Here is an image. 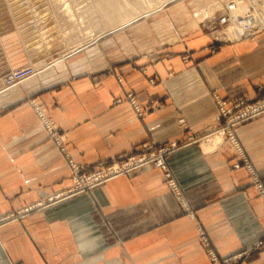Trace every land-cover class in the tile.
Here are the masks:
<instances>
[{"label": "crops", "instance_id": "obj_1", "mask_svg": "<svg viewBox=\"0 0 264 264\" xmlns=\"http://www.w3.org/2000/svg\"><path fill=\"white\" fill-rule=\"evenodd\" d=\"M13 41L6 63H30L33 52ZM175 46L79 73L66 57L58 68V57L44 58L31 78L0 87V215L69 188L71 164L86 172L144 143L181 145L166 162L183 192L178 204L152 166L114 176L0 222V264H218L199 226L219 257L264 264V200L246 168L233 166L236 147L226 135L209 150L201 144L212 136L187 141L222 123L216 100L264 96V30L221 42L192 30ZM233 132L264 188V113Z\"/></svg>", "mask_w": 264, "mask_h": 264}, {"label": "rangeland", "instance_id": "obj_2", "mask_svg": "<svg viewBox=\"0 0 264 264\" xmlns=\"http://www.w3.org/2000/svg\"><path fill=\"white\" fill-rule=\"evenodd\" d=\"M153 1L154 0H152L149 4L150 6H148L146 1L140 0H0V87H3L4 84L8 85V79L12 72H16V70L23 67L30 68L34 66L36 68V66L42 64L44 58L47 60L65 56L68 66L76 62L80 67L77 73H79L80 70H84L85 72V70H94L100 67L105 68L111 64L121 63L145 55L151 58H157L165 47L173 46L184 40V38L191 34L192 30L207 34L208 37L221 42L228 39L224 38V33L227 27H232V22H236L237 25L233 26L237 27L238 25H242L240 24L241 21L244 22L247 19L251 21V19H253L252 15L255 17L253 19L254 22L256 19H260L264 16V0H245L248 3V12L245 14L243 13L244 15L239 14V12L238 14L236 13L238 22L233 21L232 12H224V8L226 5H232V3L234 5L236 1L240 2L243 0ZM160 3L162 4L160 5ZM215 3H218V5L212 10L214 7L213 4ZM159 5L160 7H158ZM63 6H65V9ZM114 6H117V12L114 11ZM203 7L204 9L211 8L212 12H209V14H206V12L202 14V12L199 11L204 10ZM252 10L255 11L252 12ZM92 12L95 16H87ZM124 12H129V16H131L130 21L125 24L123 23L129 16H125L123 14ZM257 14L259 16H257ZM221 19H224V21H221ZM110 21H113L112 23H115V25L112 27L108 26ZM256 21L261 24L259 20ZM260 30L263 29H258L255 32ZM214 32L217 35H212ZM255 32H252V35L242 36L241 38L234 37L232 39L253 38ZM11 36L13 39H19L23 49L30 50L29 54L33 52L32 55H34V57L30 63L18 66H12L6 63L7 56H9L10 52L13 50L9 48V45H14ZM174 36L175 39L170 40ZM42 37H46L47 44L41 43L44 41ZM74 47L76 48L72 49ZM45 50L46 53H43ZM39 58H41V61H38ZM70 68L73 73V66H70ZM128 95L132 94L129 93L126 97H128ZM235 102L231 104L227 103V105L234 106L233 104ZM220 118L222 123L214 129V132L202 134L198 136V138L204 139L207 136L210 137L215 135H220L221 138H223L222 126L225 124L226 117L224 118L222 116ZM143 146L144 145L141 144L134 152L135 156H139L142 153ZM180 146L181 145L177 144L176 146H170L169 144L157 146L161 148L166 147L167 149L173 148L164 155V162L169 171L170 169L167 167L166 156ZM235 149L241 161L235 164H238V167L243 166V158H245L254 172L252 165L248 162L242 150L240 148ZM105 163L104 165H107ZM143 168L144 167L137 170L140 171ZM163 170L161 171L163 177H165L166 172ZM248 173L250 174V172ZM172 177L176 180L171 172V178ZM250 177L252 178V176ZM257 179L259 180V178ZM168 190L178 204H180L179 199L171 192L169 187ZM61 191L55 193H62ZM55 193L40 197L37 200L24 204L21 208L0 215V222H4L11 218L25 217L32 212L44 209L68 197H61L58 198L56 202L43 205L40 208H35L37 202H49L48 197H51L53 194L55 197ZM75 194L78 193H74V195ZM71 196H73V194H71ZM22 208L23 211L17 216V211ZM182 210L188 215H192L190 209L182 208ZM198 231V238L202 245L205 246L206 254L211 262L218 264H235L241 257L240 252L226 257H219L212 248L211 242L201 226H199Z\"/></svg>", "mask_w": 264, "mask_h": 264}, {"label": "built area", "instance_id": "obj_3", "mask_svg": "<svg viewBox=\"0 0 264 264\" xmlns=\"http://www.w3.org/2000/svg\"><path fill=\"white\" fill-rule=\"evenodd\" d=\"M248 30V25L244 27ZM247 30L246 34L247 35ZM250 35V32L248 33ZM31 73V68L25 67L22 69L16 70V72H12L9 76L8 83L11 82L16 83L28 76ZM128 100L132 103L134 108L138 110V106L133 102V96L128 95ZM216 104L219 110L220 117L225 118V124L222 126V133L227 137L228 141H230L236 148H240L237 144V140L233 133V127L236 124H240L242 122L248 121L258 115L264 113V96L255 101H237L234 105V110L226 109L224 101L216 100ZM36 112L41 122L48 130L50 136L60 145V135L56 132V129L48 122V119L43 115L42 111L36 107ZM214 132V131H213ZM198 137L194 138L188 137L187 141H196ZM144 148L142 149V153L139 156H135V153L121 155L110 163H105L107 165L100 164L97 165L94 169H90L89 171H81L82 168L79 166H75L71 164V185L62 193L54 194L51 197H48L49 202H37L35 208H40L43 205H47L53 202H56L58 198L71 196V194L82 192L88 188L94 187L108 180L110 177H114L119 174H127L134 173L138 171L142 167L152 166L154 168H159L165 171L164 180L171 192L175 194V196L182 200V190L179 188L177 181L172 177L171 172L166 168V164L164 162V155L167 151L172 149H167L166 147L161 148L154 146L153 144L144 143ZM170 146H176L175 143L169 144ZM62 149V148H61ZM121 158V159H120ZM244 167L250 172L253 181L255 182L256 188L260 194V196L264 199V188L259 180L255 177V172L252 171L251 166L248 165L247 160L243 158ZM234 167H238V164L233 165ZM138 169V170H137ZM23 211V208L17 211L16 215ZM11 217V216H9ZM202 236V235H201ZM203 237V236H202Z\"/></svg>", "mask_w": 264, "mask_h": 264}, {"label": "bare ground", "instance_id": "obj_4", "mask_svg": "<svg viewBox=\"0 0 264 264\" xmlns=\"http://www.w3.org/2000/svg\"><path fill=\"white\" fill-rule=\"evenodd\" d=\"M140 1H146V3L148 4V6H150L149 4L151 3V1L152 0H140ZM154 1H156V0H154ZM153 1V2H154ZM253 1V0H252ZM164 2V1H163ZM16 3V2H15ZM18 3H19V1H18ZM156 3V2H155ZM253 3V2H252ZM147 4H145V5H147ZM162 3H160V5H161ZM248 3L245 1V0H243V1H240V2H238V1H236L235 3H234V5H233V3H232V5H226V7L224 8V12H232V20L233 21H237L238 22V19H237V14H238V12H239V14H245L246 12H248V5H247ZM254 4V3H253ZM160 5L158 6V7H160ZM214 5V7L212 8V10L218 5V3H215V4H213ZM255 5V4H254ZM14 6H15V4H14ZM28 6V5H27ZM33 6V5H32ZM36 6V5H35ZM258 6V5H257ZM65 6H63V8H64ZM157 7V8H158ZM156 8V7H155ZM65 9V8H64ZM64 9H60V10H64ZM148 9V8H147ZM202 9V8H201ZM203 9H204V7H203ZM24 10V9H23ZM31 10V9H30ZM153 10V9H152ZM259 10V9H258ZM14 11V10H13ZM114 11L115 12H117L118 11V8H117V6H114ZM135 11V10H134ZM147 11V10H146ZM255 11V10H254ZM253 10H252V12H254ZM21 12H22V10H21ZM199 12H202V14H204L205 12H206V14H209V12H212L211 11V8H206V9H204V10H200ZM30 13V12H29ZM32 13V12H31ZM131 13H133V12H131ZM237 13V14H236ZM257 13V12H256ZM59 14V13H58ZM63 14V13H62ZM125 16H129L130 14H129V12H124L123 13ZM243 14V15H244ZM67 15V14H66ZM89 15H91V16H93L94 15V13L92 12L91 14H88L87 16H89ZM123 15V16H124ZM95 16V15H94ZM147 16V15H146ZM240 16V15H239ZM257 16H259L258 14H257ZM263 16V15H262ZM148 17V16H147ZM247 17V16H246ZM252 17H253V19L255 18L253 15H252ZM130 18H131V16H129V17H127L126 18V20H125V22L123 23V24H125V23H128L129 21H130ZM229 18H231V17H229ZM249 18H251V17H249ZM253 19H251V21H249L250 19H247V20H245L244 22L243 21H241L240 22V24H242V25H238L237 27H235V26H233V25H237L236 24V22H232L233 23V25H232V27H227V29H225L226 31H225V33H224V38H228V39H232V38H241L242 36H245V34H246V28H244L245 26H246V24L248 25V30H247V35H248V33L250 32V35L252 34V32H255L256 30H258V29H263L264 30V16L263 17H261L260 19L258 18V19H256V20H259V22L261 23V24H259L256 20H255V22L253 21ZM94 20H95V18H94ZM221 21H224V19H221ZM225 21H226V19H225ZM113 21H110L109 22V25L108 26H110V27H112V26H114L115 25V23H112ZM249 22H251V23H249ZM253 22V23H252ZM122 24V25H123ZM244 24V25H243ZM121 25V26H122ZM210 26V25H209ZM120 27V26H119ZM218 32V31H217ZM155 33V32H154ZM218 33H220V32H218ZM214 34H216L215 32L212 34V35H214ZM217 35V34H216ZM177 37V36H176ZM220 38V37H219ZM42 39L44 40V41H42L41 43L42 44H47L48 42H47V40H46V37H42ZM170 39V38H169ZM172 39H175V36L174 37H172L170 40H172ZM135 41V40H134ZM60 44V43H59ZM63 45V44H62ZM163 47V46H162ZM165 47V46H164ZM173 48H175L176 46L175 45H173L172 46ZM76 47H74V48H72V49H75ZM126 48V47H125ZM166 48V47H165ZM71 49V50H72ZM168 49V48H167ZM132 50V49H131ZM63 57H65V56H63ZM63 57H61V56H59L57 59H56V61H58V62H56V64L54 65L56 68H58V66H62L63 65V63H62V60L61 59H63ZM59 60H61V61H59ZM44 66H42V65H38V66H36V68L33 66H31L30 68H31V73L28 75V76H26V77H24L23 79H21L20 81H18V82H16V83H13V82H11L10 84H8V85H5L4 84V86L3 87H10V86H13V85H16V84H18V83H20V82H23V81H25V80H27V79H29V78H31L32 76H34L37 72H39L42 68H43ZM23 68H25V67H23ZM20 69H22V68H20ZM3 82V81H2ZM21 84V83H20ZM218 99V98H217ZM219 100H221V99H219ZM222 101H224V100H222ZM238 101V100H237ZM255 101V100H254ZM224 106H225V108L226 109H231V110H234L235 108H234V106H228L227 105V102L226 101H224ZM33 105V104H32ZM34 106V105H33ZM144 114V113H143ZM44 115V114H43ZM45 116V115H44ZM46 117V116H45ZM47 118V117H46ZM45 128V127H44ZM217 133V132H216ZM214 135V134H213ZM61 137V136H60ZM208 137V136H207ZM206 139V138H205ZM208 139V138H207ZM221 140V136L220 135H215V136H212V137H210L209 138V141L208 142H203L202 144H201V146H202V148L204 149V150H209V149H211V148H213V147H215V145L219 142ZM241 149V148H240ZM238 161H240V159L238 160ZM241 162V161H240ZM249 162V161H248ZM250 163V162H249ZM168 167V166H167ZM242 167H244V165L242 166ZM170 169V168H169ZM120 175V174H119ZM117 176V175H116ZM56 194V193H55ZM73 196H74V194H73ZM264 200V199H263ZM26 215V214H25ZM204 240V239H203ZM221 244H223V243H221ZM215 246V245H214ZM218 246V245H217ZM205 247V246H204ZM218 249V248H217ZM205 253V252H204ZM208 253V252H207Z\"/></svg>", "mask_w": 264, "mask_h": 264}]
</instances>
